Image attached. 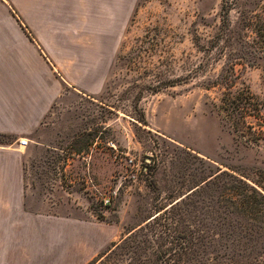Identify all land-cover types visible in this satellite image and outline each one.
<instances>
[{
    "label": "rangeland",
    "instance_id": "1",
    "mask_svg": "<svg viewBox=\"0 0 264 264\" xmlns=\"http://www.w3.org/2000/svg\"><path fill=\"white\" fill-rule=\"evenodd\" d=\"M231 65L264 128V0H137L103 93L61 101L56 143L23 150L43 212L87 220L83 239L0 241V264H264V139L206 87Z\"/></svg>",
    "mask_w": 264,
    "mask_h": 264
},
{
    "label": "crops",
    "instance_id": "2",
    "mask_svg": "<svg viewBox=\"0 0 264 264\" xmlns=\"http://www.w3.org/2000/svg\"><path fill=\"white\" fill-rule=\"evenodd\" d=\"M136 2L0 0V241L62 240L69 224L73 239L84 237L73 224L87 220L43 212L50 203L27 187L19 138L54 145L58 104L103 93Z\"/></svg>",
    "mask_w": 264,
    "mask_h": 264
},
{
    "label": "trees",
    "instance_id": "3",
    "mask_svg": "<svg viewBox=\"0 0 264 264\" xmlns=\"http://www.w3.org/2000/svg\"><path fill=\"white\" fill-rule=\"evenodd\" d=\"M227 70L230 71V75H222L219 79L207 83L206 87L220 86L221 111L234 116L231 124L235 131H239L242 136L247 135V138L251 141L257 142L260 138L264 139L263 123L260 122V125H256L254 121L249 119L251 116L263 118L261 117L259 100L248 86L238 85L237 78L239 75L236 73L235 65L229 66ZM190 248L191 245L186 243L181 245L176 254L177 258L181 257L182 253H186Z\"/></svg>",
    "mask_w": 264,
    "mask_h": 264
},
{
    "label": "built area",
    "instance_id": "4",
    "mask_svg": "<svg viewBox=\"0 0 264 264\" xmlns=\"http://www.w3.org/2000/svg\"><path fill=\"white\" fill-rule=\"evenodd\" d=\"M19 142L21 145L28 146L29 142H30V138L29 137H20ZM107 200H109V199H107Z\"/></svg>",
    "mask_w": 264,
    "mask_h": 264
},
{
    "label": "bare ground",
    "instance_id": "5",
    "mask_svg": "<svg viewBox=\"0 0 264 264\" xmlns=\"http://www.w3.org/2000/svg\"><path fill=\"white\" fill-rule=\"evenodd\" d=\"M20 146H21V147H20L19 150L23 151V150L25 149V146H24V145H20Z\"/></svg>",
    "mask_w": 264,
    "mask_h": 264
}]
</instances>
